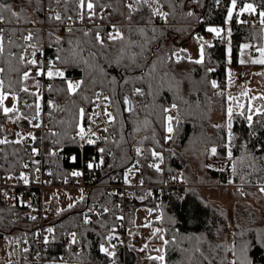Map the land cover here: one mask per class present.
I'll return each instance as SVG.
<instances>
[{"label":"trees","instance_id":"1","mask_svg":"<svg viewBox=\"0 0 264 264\" xmlns=\"http://www.w3.org/2000/svg\"><path fill=\"white\" fill-rule=\"evenodd\" d=\"M0 2L11 4L13 10L21 13L18 22L5 24L6 31L11 28H31L32 31L39 32L45 55L54 59L57 54V47H48L50 41L47 35L51 30V22L41 23L45 20L46 15L44 0H32L31 4L28 3V0H0ZM243 2L257 5L264 4V0H243ZM237 3L236 11L238 12L241 0H237ZM230 4L231 0H221L220 4H216L215 0H201V6H194L187 0H175L174 17L170 14L167 22L159 19L158 24L142 23L140 26L145 27V33L143 35L137 33L129 37L139 43L150 41L149 48H155L163 41L161 44L162 49L167 51L170 48L178 49L182 47L186 49V46L194 39L195 35H202L213 44L212 48H206V60L210 58L207 66L214 67L215 72L206 73L205 66L194 65L184 60L179 65L172 64V71L165 77L164 74L168 71V68L159 64L155 57L147 54L143 57L137 56L139 67L128 68L126 66L131 63L133 55L141 52V49L135 45L125 47L123 53L119 51L121 45L110 46L104 55L100 54L98 48L90 47L87 43L82 45V50L78 49V62H74L67 67V77L74 82L82 79L86 81L81 90L82 95L94 99V92L105 91L118 102L117 105H112L114 115H117V110L119 113L114 123L113 137H110L107 142L102 140L96 144L98 148L103 147L110 154L104 155L105 163L100 168L88 169L90 181L96 184H109L112 182L123 184L126 169L131 167L136 159H141V157H136L135 148L140 146L151 149L156 146L155 142L159 141L162 148H157V150L162 151L165 169L162 173H157L154 169L142 166L145 169V183L149 186L161 185L166 177L182 172L185 182L190 184V187L186 189L181 198L175 195L174 190L168 188H129L125 190L124 196H120L118 193L114 196L107 195L104 197L102 204H108L109 207L119 205V207L112 208L111 212L105 213L103 216H95L88 225L83 223V213L88 210L91 201L100 195L99 192H90L84 195L85 200L83 202H77L74 208H64L65 211L61 212L60 215H57L60 205L54 203L56 209L48 216L47 222L49 227L54 228L55 238L45 254L46 264H53V262L55 264H111V258L99 250V244L104 242L102 237L108 234L110 228L119 227L123 221H125L128 231H130L134 227L138 212L149 208L154 209L152 213H156L161 217L160 220H152L151 225L162 228L165 239L169 241L172 240L173 236L176 237V243L168 246L175 249L166 255L168 264H207L201 253L207 255L209 245L223 243L225 237L229 241L231 240L233 229L225 226L230 222L235 223L237 216L244 221L245 228L253 230L248 232L246 239H252L254 230L264 229V212L258 214L252 206L250 209L247 207L250 205L249 201L255 199L264 208V196H261L258 192L259 182L264 177V171H253L252 168L253 163H255L257 168L264 169V160L253 161L248 156V152L251 151L254 156L264 157V150H258L264 147V127L254 125L256 135L252 136L253 129L248 127L247 122L242 117L234 116L233 134L236 139L233 141L232 151L234 155L233 162L236 164L235 172L232 169L233 162L227 160L226 150L222 147L223 144L228 142L227 128L216 129L213 127V124L224 125L226 123V111L221 107L222 98L213 95L214 90L211 89L209 82L217 77L223 78L227 82V36L225 41H221L219 38H215L214 34L208 33L206 28L209 26L231 28L233 65H239L240 44L250 42L256 47L264 44V39H262L264 32L261 31L264 26L237 22V20H246V13L238 17L234 12V18L230 25L225 24L227 8L230 7ZM113 7L115 8L117 5L113 4ZM193 9L196 16L186 17L184 15L187 11ZM162 10L172 12V8L167 4ZM7 15L5 13V16ZM197 17H199V21ZM116 19H120V17L117 15ZM26 20H32L36 23L26 24ZM43 25H46L45 30L42 28ZM153 27L156 28L155 33L152 31ZM55 35L60 36L65 41L62 44L65 51L61 54L70 55L68 50L72 46L66 43L69 34L63 28H60ZM153 36L157 38L152 40ZM75 37L81 40L88 39L83 37L80 31L75 33ZM54 39L55 36L52 40ZM18 42L22 43L19 40ZM12 51H16V49L13 48ZM90 53H96L95 57H92ZM121 56H123V59L117 63V59ZM8 59L6 52L3 57H0V67H7ZM83 60H87L88 64H84ZM145 61L156 63L157 66L154 72L152 71V65L145 63ZM13 63H15L14 60ZM172 77L175 79H172ZM11 78H16L15 73L11 74ZM125 80L128 83H124ZM40 82L45 86V89L49 83L57 88L65 87L60 78L49 80L47 77H41ZM31 84L32 81H29V85ZM149 85H151V89ZM134 87H142L145 96H132L131 90ZM150 91L152 94H149ZM233 91L226 90V94L231 93L233 96H239L234 94ZM125 95L132 99L135 105L134 112L126 111V105L122 102ZM49 98L54 99L66 108L63 112H56L51 123L45 117L46 124L53 131L60 133V136L46 140L47 151L48 149L62 151L60 155L48 157L47 159L52 167L51 183L56 185L59 181L65 182L71 177V172L76 171L81 165L82 156L93 153V158L96 162H99L101 154L98 150L95 151V148H92L86 150L83 155L78 143L71 139L78 131L75 127L76 121L74 118L77 106L85 107L87 113L90 114L93 103L83 101L80 94L68 95L65 92L57 94L44 91V101L46 102ZM72 101L76 103L72 104ZM173 102L177 103L180 109L181 122L178 126V132L174 133V139L165 142L166 122L163 119L161 106L169 107ZM248 102L246 97H241L238 101V103H243L245 106ZM256 103H258V106L264 104V102L259 103L257 101ZM47 111L49 109L45 108V113ZM257 119H260V117L254 116V120ZM61 120L64 121L63 124L59 123ZM86 120L87 118L84 121ZM7 127L13 131L30 130L27 121L22 122L21 129H17L10 122L7 123ZM33 131L39 133L37 129ZM153 136L154 140L152 139ZM145 137L149 139L145 140ZM14 138V136H9V139ZM56 140H60V144L53 146L52 143ZM141 141H143L142 145L140 144ZM245 143L248 144L247 149L243 147ZM253 144H257V148H253ZM213 146H217L219 153L215 157L210 153ZM4 147L8 153L13 151L11 147ZM17 147L20 148L19 156L9 155L6 161L0 160L5 168L15 165L14 175H19V172L23 170L21 165L16 164V161L20 157H23L24 160L26 156L24 147L22 145ZM66 153L73 154L72 156L76 157V161L73 162L71 157H66ZM173 153L175 154L173 155ZM126 156L132 159L125 160L124 157ZM195 156L199 158V165L203 168L202 175L199 178L200 184L204 185L202 188H199L195 183L192 185L188 177L189 168L196 167ZM151 162L152 159L149 157L144 163L146 165ZM206 165H211V167H206ZM221 167H223V171H220ZM0 170L4 175H9V172L4 169ZM30 173L31 180H33L34 174L33 172ZM229 180L232 181L231 184L228 183ZM213 188L216 190L232 188L231 190L239 202L231 208V212L230 209L225 208L226 206L218 205L219 202L210 200L202 192ZM238 189L254 195L241 197L238 194ZM148 192H151L152 195L147 196ZM154 193L159 195L157 203L152 202ZM142 196L146 198L141 200L139 197ZM31 201V205H34V200ZM123 201L126 203L125 212L120 207ZM13 205H15L14 208ZM0 209L4 210L0 212V217L3 218L2 223H0V239L13 236L15 233H22L20 243L27 242L30 245L27 256L32 257L36 250V235L34 233H36L38 221L30 219V216H32L31 208L27 207L26 204L19 203L17 200L9 204L0 201ZM249 211L254 213V222L248 217ZM222 213L224 215H221ZM118 216H124V220H116L115 217ZM101 220L106 222V228L101 227L98 222ZM217 229H221L219 236L216 235ZM73 231L77 232L80 241L76 245L70 244V236L68 235ZM197 236L203 237L204 240L201 242L196 241L195 237ZM197 246L200 247V252L195 251ZM115 251L117 253V264H153V262L146 259V256L149 255L148 252L142 253L138 249L128 246H117ZM249 256L253 264H264V248L258 245L250 248ZM228 259H231L230 253H228ZM0 264H7V261L0 260ZM216 264H219L218 260Z\"/></svg>","mask_w":264,"mask_h":264},{"label":"snow or ice","instance_id":"2","mask_svg":"<svg viewBox=\"0 0 264 264\" xmlns=\"http://www.w3.org/2000/svg\"><path fill=\"white\" fill-rule=\"evenodd\" d=\"M194 6H201V0H187ZM28 3L31 4L32 0H28ZM216 4H220L221 0H215ZM113 4H116L117 7H113ZM168 5L172 8V12L163 11V7ZM237 0H231L230 7L227 8V16L225 19V24L231 22L234 18V12L236 16H242L245 13L251 15H257L260 18V24L264 25V4H254L247 3L241 0V6L239 11L237 12ZM5 13L8 15L5 16ZM170 14L174 17L175 15V0H46V15L45 20L41 21V23L51 22V30L47 33L49 37L50 43L48 47H57V54L55 58L52 60L41 59L38 57L45 56V49L42 42V38L37 31H32L26 28H11L6 31L2 25L12 24L14 22H18L21 16L19 11L13 10L11 4L7 2H0V57H3L7 52L8 60L7 67H0V160L6 161L9 155L19 156L20 148L17 146H24V153L29 157V162H25L23 157H20L16 164L21 165L22 169L19 172L18 176H15L14 170L15 165H10L9 168H5L3 163H0V169H4L9 172V175L5 177H0V179L12 180L16 179L17 181L23 182V184L27 185L30 183L29 172H40L39 165L41 161L39 159H35V157L41 156L43 149L39 146L43 144V142L51 137L60 136L59 132L53 131L52 128L45 124V117L51 123L52 118L56 112H63L66 110L65 107L58 104L54 99L49 98L46 102L44 101L43 91H47L49 93H60L65 92L68 95H77L80 94V97L83 101L88 103H94L96 109H100L103 106V115L107 117L104 121L105 127L101 129L102 132L107 133L109 127H111L117 120V115L113 114V111H109L108 108L110 105H117L112 97L104 95L102 92H94L93 95L95 99L82 95L81 90L85 86V80L73 81L69 79L66 75L67 67L74 63L78 62L77 57L79 56V50H82V45L87 43L90 47L98 48L100 50V54L104 55V53L108 50L110 46H116L117 44L121 45L119 51L123 53L125 47H131L133 45L139 47L141 49L140 53L134 54L131 60V63L127 65L128 68H136L140 65L137 63V56L143 57L145 54L155 57V60L159 62V64L165 65L168 68V71L165 72V77L169 75L172 71L171 65L177 64L179 65L181 61H188L194 65H202L205 66V72L211 73L215 72L214 67H208V63L210 61L206 60V48H212L213 44L205 40L203 36L195 35L193 38L197 40L199 45L198 48V58L193 59L191 55L187 54V49L185 48H170L167 51L162 49L161 44L156 45L155 48H149L148 45L150 41H145L144 43H139L138 41H134L129 37L139 33L143 35L145 33V27H141L143 24H151L152 18L156 17L158 19L168 21ZM119 16L120 19H116V16ZM186 17L196 16L195 10H189L184 14ZM199 21V17H197ZM238 23L245 24L251 23V21L247 20H237ZM25 23H36L32 20H26ZM83 25L82 28H75L73 25L75 24ZM126 24V27H125ZM88 25H91L89 27ZM63 28L68 34L69 39L66 41L72 47L68 50L70 55H62L65 49L62 47V44L65 41L58 35H55L56 31L60 28ZM80 31L83 37L88 38L87 40H81L80 38L75 37V33ZM152 31L155 33L156 28L153 27ZM208 33L214 34L215 38H219L221 41L226 40L227 48H226V59L227 64H232V30L231 28L225 29L222 27H214L209 26L206 28ZM264 32V29L261 30ZM53 36L55 39L52 40ZM18 37V39H17ZM157 37L153 36L151 39L155 40ZM247 39V38H246ZM264 39V37H262ZM22 41V43L18 42ZM15 48L16 51H12ZM255 53H259L258 56ZM92 57H95L96 53H90ZM247 56V58H245ZM123 59V56L117 59V63ZM13 60L15 63H13ZM84 64H88L87 60L82 61ZM145 63H150L152 65V71L154 72L156 69V63L152 61H145ZM238 63L240 65L252 64V65H261L264 66V44L259 47H256L250 42H245L239 45V59ZM90 66V65H89ZM33 71L35 75H33ZM15 73L16 78H11V74ZM247 75V74H244ZM254 75L264 76V72L255 73ZM236 74L233 73L231 67H228L226 70V78L227 84L222 87L221 83H218L217 80H211L210 87L213 91V95L222 98L221 107L226 111V123L222 124H213V127L216 129L227 128V143L223 144L222 147L226 150V158L229 162L234 161L233 155V141L236 139L233 134V119L234 116L242 117L246 122L249 128H252L251 132L252 136L256 135L254 125H260L264 127V104L260 106H254L253 101L260 100L264 101V94L259 95H251V89H248L246 85L243 86L244 90L241 91L239 96H233L231 93L226 94V88L232 86L235 83ZM47 77L49 80H54L56 78H60L65 87L57 88L52 83H49L44 88V85L41 84L40 78ZM172 79H175L172 77ZM29 81H32V84L29 85ZM95 83V81H93ZM124 83H128L127 80ZM35 88V91L31 89ZM151 89V85H149ZM149 94H152L150 91ZM132 96L143 97L145 96V91L142 87H134L131 90ZM241 97L248 98V104L245 106L243 103H238ZM179 98V97H178ZM11 101V106H7L6 102ZM123 104L126 105V111L134 112L135 105L133 104L132 99L125 95L122 100ZM75 104V101L71 102ZM186 103V102H185ZM226 106V107H225ZM45 108L49 109L45 113ZM236 109H239L238 111ZM175 110V115L171 114ZM161 112L163 114V119L165 123V131L167 135L164 137L165 142L172 141L174 139V133H177L180 125V109L177 103L173 102L169 107L161 106ZM101 116V112L93 111L91 114H88L86 108L83 106H77V112L75 114V127L78 129L76 135L71 139L76 141L79 138L80 141H83L89 145H95L98 140H103L105 142L108 141L107 136L98 135L97 132L92 130V125L96 124V117ZM254 116L260 117V119L254 120ZM90 121L89 126L86 128L84 126V120ZM27 121V124L30 127V130L27 132H23L22 130H15L7 127V123H11L15 125L17 129L22 128V122ZM60 124H63L64 121H59ZM147 124V121L145 122ZM175 125V126H174ZM44 128L45 134L43 136H38L33 130ZM9 136H14V139H9ZM149 139L145 137V140ZM154 140V136L152 137ZM28 141H31L32 144L37 146H31L30 152L28 151L29 144ZM39 142V143H38ZM55 144H60V140H56ZM143 144V141L140 142ZM156 146L151 149H146L143 147L135 148L136 157H141V159H136L134 163H132L131 167H128L124 172L123 182L125 185H132L133 178L136 173L141 171L142 166H146L147 168L154 169L157 173H162L163 169L161 167L164 164V156L162 151H158L157 148H162L159 144V141L155 142ZM4 146L11 147L13 151L8 153ZM245 149L248 148V144L245 143L243 145ZM253 148H257V144L252 145ZM258 150H264V147L259 148ZM98 152L101 154L99 158V162H96L95 158H93L90 162L87 163L86 167L89 170L93 168H100L105 163L104 155L110 154L108 150L101 147L98 149ZM147 153V155H146ZM210 153L212 156L219 155L217 146H213L210 149ZM175 153H173L174 155ZM47 156L55 157L58 155L57 150L48 149ZM249 158L253 161L264 160V157L254 156L251 151L248 152ZM152 159L151 163H147L145 165V161ZM125 160L132 159L131 157H124ZM73 162L76 161V157H72ZM30 164L32 167H30ZM111 167V166H110ZM206 167H211V165H206ZM253 171H264V169L257 168L255 163L252 165ZM233 172L236 171V164L232 163ZM24 170H28L27 172ZM223 167L220 168V171H223ZM51 175V173H49ZM84 172L82 171H72L71 176L80 177L83 176ZM177 177L173 176L172 179L175 180ZM33 179H37V177L33 176ZM66 182V181H65ZM247 182V181H245ZM145 183L144 179L139 180V185L143 186ZM229 184L232 183L231 180L228 181ZM238 194L241 197L244 196H252L253 193H246L242 189H238ZM258 192L261 196H264V177L261 178L258 186ZM110 196L117 195L116 192L108 193ZM120 195H124L120 193ZM152 193L148 192L147 196H151ZM5 198L7 197V193H4ZM141 200L146 197H139ZM11 199L18 200L21 204H26L27 207L31 208L32 205L30 202H25L19 197H11ZM71 199V198H70ZM85 197L83 193L79 197L78 202H83ZM13 208L15 205L12 206ZM76 207V203L69 204L68 208ZM96 205H93L88 208L87 212L83 213V223L88 225L91 223V217L89 213L96 212ZM99 212L96 214L98 216H103L105 213H109L112 211V208H118L119 205H113L109 207L108 204H100ZM249 209L251 205L247 206ZM35 211V209H33ZM3 209H0V212H3ZM11 211V209H9ZM65 211V209H58L57 215H60L61 212ZM154 209L149 208V215L152 214ZM221 215H224L223 213ZM249 219L252 222L255 221L254 213L248 212ZM2 217H0V223H2ZM30 219L35 221L37 220V216L32 215ZM116 220H124V216L115 217ZM157 220H160L161 217L157 216ZM101 227H107L105 221H98ZM134 223V221H133ZM143 227H151V222L145 223L142 225ZM225 227L232 228L231 232V240L229 241L227 237H225L223 243H215L210 244L205 255L201 253V256L204 261H207V264H216V261H219V264H253L252 259L249 256L250 248L256 247L257 245L261 248H264V229L254 230V235L252 239H246V236L249 231H253L251 229L244 227V221L241 220L239 216L236 217L235 223H229ZM163 229L154 228L152 230L153 236H158L161 241V247H153L152 251L158 253L157 255H147L146 259L148 261L153 262V264H168L166 259V255L170 251H174L175 249L169 248L170 244L176 243V237L173 236L172 240L164 238ZM46 232L51 234L54 232L53 227H48ZM221 229H217L216 235L219 236ZM132 235V233H129ZM34 235H39V232L34 233ZM70 236V244L76 245L80 243L78 240L77 232L73 231L68 234ZM9 238L6 236L5 240ZM119 236L116 235L115 227H112L108 230V234L102 237V241L99 244L100 252L104 253L107 257L111 258V264H117V253L115 249L117 248V244L111 243L113 240H119ZM44 244L47 245L49 243L48 236H44L43 238ZM195 240L201 242L204 240L203 237L197 236ZM11 242V241H9ZM123 243V241H120ZM107 244V246H106ZM149 249L148 244H144L143 247L139 249L140 252L145 253ZM186 251V250H182ZM196 252H200V247L197 246L195 248ZM24 253L29 252L28 248L23 249ZM223 253V255H221ZM228 253H231L232 258L228 259ZM63 259V258H61ZM55 264V262H53Z\"/></svg>","mask_w":264,"mask_h":264},{"label":"built area","instance_id":"3","mask_svg":"<svg viewBox=\"0 0 264 264\" xmlns=\"http://www.w3.org/2000/svg\"><path fill=\"white\" fill-rule=\"evenodd\" d=\"M44 5H45L44 8H45V13H46V0H44ZM252 19H253V15L246 16V20L251 21V23H248V24H252ZM159 22H160V20L156 17H154L152 19V24H158ZM88 26L91 27V25H88ZM2 27H5V25H2ZM73 27L79 29V28H82L83 25L77 23V24L73 25ZM42 28L45 30L46 25H43ZM29 30H31V28H29ZM255 55L257 56L258 53H255ZM38 58L45 59V62H47V60H52L51 58L47 57L46 55L44 57H38ZM250 66H251V64L240 65L241 69H240V73L237 77V81L232 86L227 87L226 88L227 91L244 89L243 86L247 85L251 79ZM244 74H247V75H244ZM215 80H217L218 83H221L223 87H224V85L227 84V82H225V80L223 78L217 77ZM44 88H45V86H44ZM43 92H44V90H43ZM98 92H102L104 95L109 96L108 93L105 91H98ZM94 99H95V97H94ZM108 110L113 111V106L110 105ZM93 111L101 112V116L95 118L96 124L92 125V130L97 132L98 135L107 136L108 138L113 137L114 124L111 127H109V130L107 133L101 131V129H103L106 126L104 121L107 119V117H105L103 115V111H104L103 106L100 109H96V106L93 103L91 113ZM171 114L175 115V110H173V112ZM44 122H45V120H44ZM45 124H46V122H45ZM89 124H90L89 120L84 121V126L86 128L89 126ZM37 130H39L38 134L35 131L34 132L38 136H43L45 134V131H46L44 128L37 129ZM27 131L28 130H24L23 132H27ZM75 135H76V133H75ZM166 135H167V133H166ZM100 141H102V140H98L97 143ZM75 142L78 143L81 151L83 152V155H84V152H86V150H88V149L95 148V151L99 149L96 146L97 143L95 145H89V144L84 143L83 141H80L79 138H77V140ZM28 144H29V148H28L29 152H30L31 146H37V145L32 144L31 141H28ZM52 145L54 146L55 143L53 142ZM39 146L43 149V152H42L41 156L35 157V159H39L41 161V164L39 165L40 172L35 173L33 171V174L35 177H37V179L31 180V173L30 172H29L30 183L27 185L23 184V182L17 181L16 179L7 180V181H5L4 179H0V201H2L3 203L9 204V203H13V202L17 201V200L11 199V197H14V196L19 197L20 199H22L25 202L31 203L32 202L31 200H34L35 204L32 205V207H31V215L37 216L38 223H37L36 233L39 232V235L38 236L36 235V237H35L36 250L34 252V255L32 257H28L27 253L23 252L24 248L29 249V247H30V245L27 242L21 243V244H16V245H13L11 248V254L12 255H11L10 259L7 260V264H46L45 254L48 252L50 244L54 242V238H55L54 232L51 234L46 232V229L49 227L47 219H48V216L52 212H54V209H56V207L53 203L47 201V190L80 189V190H82L83 195H87L90 192H96V191L99 192L100 195L96 196L95 199L92 200L90 203V207L93 205L97 206L96 212L89 213L91 220H92L95 216H98L96 214L97 212H99L98 206L103 203L104 197L107 196L108 193L116 192L119 195H120V193H123L125 195V190H127L129 188H151V189L152 188H154V189L168 188V189L174 190L175 195L178 198H181V197H183L186 189L190 187V184L185 182L182 172H178L177 174L173 175V176L177 177L175 180L172 179V177H173L172 175L169 177H166L161 185L149 186L146 183H144V185L141 186V185H139V180L144 179V181H145V169L143 167H141V171L139 173H136L135 177L133 178L131 186L125 185L124 183L118 184V183H114V182L109 183V184L93 183L89 179V172H88V169L86 167L87 163L93 159V153L92 154L89 153V154L82 156V163L76 169V171L84 172L83 176H80V177L71 176L66 180V182L59 181L58 184L54 185L51 183L52 182V179H51L52 167L48 163V160H47L48 157H50V156L46 155V153H47V141L45 140L43 142V144H40ZM53 150H57L58 155H60L62 152L59 149H53ZM72 155L73 154L70 155V153H66L65 156L72 158L73 157ZM24 161L30 163L29 157L27 155L24 157ZM30 167H31V164H30ZM161 167L164 170L165 169V163L162 164ZM25 171L27 172L28 170H25ZM49 173H51V175H49ZM5 176L6 175H4L0 170V177H5ZM15 176H18V175H15ZM4 193H7L8 198H5ZM124 195H120V196H124ZM158 201H159V195L157 193H154L152 196V202L157 203ZM120 207L122 208L123 212H125V209H126L125 201H123L121 203ZM33 209H35V211ZM115 229H116V235H118L120 238L119 240H113V242L115 244H117V246H122V247L128 246V247L138 249V250L141 247H143L142 240L139 236L129 234V231L126 227L125 221H123L121 223V225ZM44 236H48V238H49V243L47 245L44 244V240H43ZM120 241H123V243H120Z\"/></svg>","mask_w":264,"mask_h":264},{"label":"rangeland","instance_id":"4","mask_svg":"<svg viewBox=\"0 0 264 264\" xmlns=\"http://www.w3.org/2000/svg\"><path fill=\"white\" fill-rule=\"evenodd\" d=\"M246 15L250 16L251 14L246 13ZM254 16L255 17L252 19V24L261 25L259 22L260 18L258 14ZM261 26H264V25H261ZM204 39L209 40L208 38H204ZM198 48H199V45L196 39H193L186 46L188 54L191 55L193 59L198 58ZM245 58H247V56ZM228 67H231L233 73L236 74L235 76V83H236L241 67L238 65H233V63L231 65L227 64V68ZM260 72H264V66L251 64L250 66L251 79L249 83L246 85L248 89H251V93H250L251 95L264 94V76L254 75L255 73H260ZM32 74L35 75V72H33ZM35 90H36L35 88H32V91H35ZM242 90H234L233 93L240 95ZM43 95H44V92H43ZM256 101L259 103L264 102L260 100H256ZM256 101L252 102L254 106H258V103H256ZM6 104L7 106H11V101H7ZM194 160L196 163V167L189 168L188 170L189 181H191L192 185H194L195 183V185H198L199 188H202L204 185L200 184L199 178H200V175H202L203 168L202 166L199 165V158L197 156L194 157ZM231 189L232 188H223L222 190H216L215 188H213V189H207L206 191H202V192L210 200L219 202L218 205L226 206L225 208L230 209V212H231V208L239 202L238 198L234 195ZM82 193L83 192L80 189L47 190V201L53 204L58 203L60 205V208L59 207L58 208L64 209L68 207L69 204H73V203L77 204V202L79 201V197L81 196ZM249 204L256 210L258 214L260 212L261 213L264 212V208H262V206H260L255 201V199L250 200ZM157 216L158 215L156 213H152L151 215H149V212L147 209L142 210L141 212H138L134 227L129 231V233L131 232L132 235L139 236L142 240L143 245L148 244L149 248L152 247L153 245H156L157 247H161V241L159 237L152 235V230L154 228H160V227L153 226V225H151V227H143L142 225H144L145 223L151 222L152 220L156 219ZM162 235H164V231ZM8 238H9L8 240H5V238L0 239V260L7 261L8 259H10L12 255L11 248L13 245L21 244L20 242L22 238V233H15L13 236H9ZM147 252L149 255L158 254L154 251L152 252L151 249H148ZM230 258H232L231 253H230Z\"/></svg>","mask_w":264,"mask_h":264},{"label":"crops","instance_id":"5","mask_svg":"<svg viewBox=\"0 0 264 264\" xmlns=\"http://www.w3.org/2000/svg\"><path fill=\"white\" fill-rule=\"evenodd\" d=\"M254 17H255V16L253 15V18H254ZM230 23H231V22L228 23V26L230 25ZM257 56H258V55H257ZM238 66H240V64H239ZM153 247H157V246H156V245H153V246L150 247L149 249H151V251H152V248H153ZM157 248H158V247H157ZM152 252H153V251H152ZM8 260H9V259H8Z\"/></svg>","mask_w":264,"mask_h":264},{"label":"water","instance_id":"6","mask_svg":"<svg viewBox=\"0 0 264 264\" xmlns=\"http://www.w3.org/2000/svg\"><path fill=\"white\" fill-rule=\"evenodd\" d=\"M127 107V106H126ZM128 112V111H127Z\"/></svg>","mask_w":264,"mask_h":264}]
</instances>
